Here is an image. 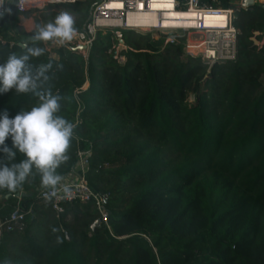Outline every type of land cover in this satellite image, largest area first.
Here are the masks:
<instances>
[{
	"label": "trees",
	"instance_id": "obj_1",
	"mask_svg": "<svg viewBox=\"0 0 264 264\" xmlns=\"http://www.w3.org/2000/svg\"><path fill=\"white\" fill-rule=\"evenodd\" d=\"M96 1L49 5L35 26L63 8L82 30ZM19 16L11 7L0 17V63L44 49L27 62L33 73L51 65L37 91L58 95L59 114L75 125L56 173L68 176L79 150L90 152L86 179L109 195L110 215L93 228L100 215L92 202L56 212L40 198L53 187L33 169L16 189H0V219L17 206L30 211L24 231L3 236L0 264H264V45L252 40L264 37L262 5L236 12L237 59L212 66L181 42L161 50L163 39L134 32L124 33V63L107 52L103 33L86 55L63 47L55 58ZM38 103L31 92L0 95L10 116Z\"/></svg>",
	"mask_w": 264,
	"mask_h": 264
},
{
	"label": "built area",
	"instance_id": "obj_2",
	"mask_svg": "<svg viewBox=\"0 0 264 264\" xmlns=\"http://www.w3.org/2000/svg\"><path fill=\"white\" fill-rule=\"evenodd\" d=\"M78 0H0V17L10 13L11 7L24 16L36 13L53 4H69ZM97 0L89 20L82 30H75L72 40L64 42L67 49L85 46L86 51L99 33L108 34L111 46L107 52L120 63L128 51L124 33L134 32L150 35L154 40L163 39L167 44L182 43L186 54L201 57L209 65L235 61L238 56V35L235 26L236 12L249 9L245 0ZM255 5L261 0H254ZM259 32L252 37L261 48L264 39L258 40ZM190 44L200 50L194 54ZM197 46V47H196ZM79 52L82 50H78ZM90 152L79 150L74 171L61 178L54 187L40 192V198L52 202L53 209L64 211L63 203L75 201L92 202L100 215V224L108 225L107 209L109 195L95 192L89 185L86 174L90 169ZM67 189V191H65ZM21 197V196H20ZM19 206L7 217L0 219V241L6 233L22 232L28 225L27 215Z\"/></svg>",
	"mask_w": 264,
	"mask_h": 264
},
{
	"label": "clouds",
	"instance_id": "obj_3",
	"mask_svg": "<svg viewBox=\"0 0 264 264\" xmlns=\"http://www.w3.org/2000/svg\"><path fill=\"white\" fill-rule=\"evenodd\" d=\"M73 17L61 12L54 20L37 26L32 41L63 44L75 35ZM41 47H26L19 56L9 55L0 63V95L6 92L33 93L39 103L29 110L10 116L0 109V189L12 191L22 185L33 169L38 170L45 187H55L61 180L56 173L58 166L68 159L66 151L73 137L75 125L60 115V97L51 92L37 91L38 81L47 80L50 64L41 65L33 73L28 65L30 57L42 55ZM10 138L11 147L5 142ZM20 153L24 159L16 161ZM67 191V189H65Z\"/></svg>",
	"mask_w": 264,
	"mask_h": 264
},
{
	"label": "rangeland",
	"instance_id": "obj_4",
	"mask_svg": "<svg viewBox=\"0 0 264 264\" xmlns=\"http://www.w3.org/2000/svg\"><path fill=\"white\" fill-rule=\"evenodd\" d=\"M61 13V12H66L62 9H58V10H55L53 9L52 11H50V13ZM40 13L41 12H36V13H29V15L27 16H19V19H18V22H17V25L18 26H21L24 30L30 32V31H33V30H36V26H35V22H36V19L39 18L40 16ZM47 23H50V22H45L43 21L42 22V26L47 24ZM7 35L10 36V37H13V36H16V28L12 25V24H9L8 28H7ZM258 40H263V38L259 39L257 38ZM112 42V41H111ZM47 51L50 53V55L52 57H55V58H59V54H58V51L65 47L64 44H60V43H56V42H52V41H49V42H43ZM161 47L163 50V48L166 46V44L164 42H161ZM128 46V45H127ZM259 48V47H258ZM129 50V49H128ZM78 51V50H77ZM85 50H82L80 51L83 55H86L87 54V51L84 52ZM186 54V53H185ZM188 55V54H186ZM203 60V59H202ZM125 61V59H124ZM124 61H122L121 63H124ZM205 62V61H204ZM195 100V97L192 95L190 96L189 98V101L190 102H194Z\"/></svg>",
	"mask_w": 264,
	"mask_h": 264
},
{
	"label": "water",
	"instance_id": "obj_5",
	"mask_svg": "<svg viewBox=\"0 0 264 264\" xmlns=\"http://www.w3.org/2000/svg\"><path fill=\"white\" fill-rule=\"evenodd\" d=\"M243 5L246 6V7H252V6L255 5V3H254V0H245V1L243 2ZM261 5H262V7L264 8V0H261ZM22 46H23V47H26V44H22ZM84 49H86L85 46H79V47H78L77 49H75V50H84ZM25 195H26L25 192H19V193L16 194V197L25 196ZM8 196H9V195H8ZM8 196H7V197H8ZM99 224H100V220H97V221L95 222V224L93 225V228L96 227V226H98ZM0 245H1V241H0Z\"/></svg>",
	"mask_w": 264,
	"mask_h": 264
},
{
	"label": "bare ground",
	"instance_id": "obj_6",
	"mask_svg": "<svg viewBox=\"0 0 264 264\" xmlns=\"http://www.w3.org/2000/svg\"><path fill=\"white\" fill-rule=\"evenodd\" d=\"M192 45L194 44H190V50L194 52V54H198L199 50H200V47L199 48H195L193 47ZM197 47V46H196Z\"/></svg>",
	"mask_w": 264,
	"mask_h": 264
}]
</instances>
